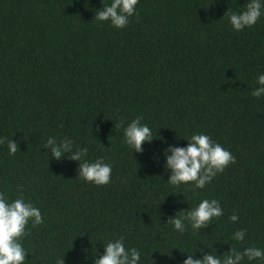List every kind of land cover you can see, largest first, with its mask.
<instances>
[{
  "label": "trees",
  "instance_id": "obj_1",
  "mask_svg": "<svg viewBox=\"0 0 264 264\" xmlns=\"http://www.w3.org/2000/svg\"><path fill=\"white\" fill-rule=\"evenodd\" d=\"M247 2L139 0L119 30L94 21L102 0H0V138L20 149L0 145V191L14 200L22 185L44 218L23 238L27 264H92L120 237L142 264L264 248V98L251 96L264 73V17L236 32L225 16ZM137 116L155 139L142 154L123 141ZM200 133L235 164L203 190L167 184L164 149ZM49 136L87 147L89 161L105 158L111 183L78 179V162L43 148ZM203 199L224 211L208 228L180 234L167 224ZM239 229L243 244L231 239Z\"/></svg>",
  "mask_w": 264,
  "mask_h": 264
},
{
  "label": "clouds",
  "instance_id": "obj_2",
  "mask_svg": "<svg viewBox=\"0 0 264 264\" xmlns=\"http://www.w3.org/2000/svg\"><path fill=\"white\" fill-rule=\"evenodd\" d=\"M102 3L103 7L95 12V22H107L113 28L122 30L128 26L131 17L138 15L139 0H111L109 4L102 0ZM225 16L228 17L233 31L241 32L246 28H252L261 17H264V0H248L243 11L234 12L229 9ZM256 84L257 87L251 92V96L262 99L264 73L257 76ZM142 120V116H137L123 129L124 143L129 149H133L134 153L141 154L144 151L143 146L155 140L152 129L142 123ZM115 126L116 131L119 132L120 126L116 123ZM185 140L188 142L186 147L168 144L163 151L166 161L165 170L171 173L167 182L169 185L179 187L183 184L203 190L218 174L223 173L236 162L229 150L207 134H193ZM5 142L10 155L14 156L18 150L20 151L17 141L0 138V145ZM43 148L48 149L50 157L58 161L66 157L70 161L78 162V179L98 187L111 183L112 164L107 163L103 157L89 161L86 159L88 148L77 146L72 139L68 137L57 139L55 136H49ZM156 159L157 157H154V161ZM18 190L21 195L14 200L10 199L6 192L0 191V264H27L29 253L23 245V238L29 234V224L31 227H36L44 223L40 209L24 198L23 186L18 185ZM183 196L188 202V197L184 194ZM223 215L224 211L218 200L203 199L196 207L179 211L168 220L167 224L172 225L173 230L180 234L186 233L189 226L193 233H198L208 228L214 219H219ZM229 220L237 223L239 216L232 214ZM245 238V229L236 230L231 237L240 244L244 243ZM103 247V254L97 252L92 264H142L140 250L136 247H126L124 237L108 240ZM197 252L201 253V258L196 257ZM197 252L186 253L187 256L182 264H246V262L253 264L254 261L264 264V248L256 246L246 247L243 251L231 246L230 251L223 254H218L216 249L206 252L204 248H200ZM57 264H64V259L58 258Z\"/></svg>",
  "mask_w": 264,
  "mask_h": 264
}]
</instances>
